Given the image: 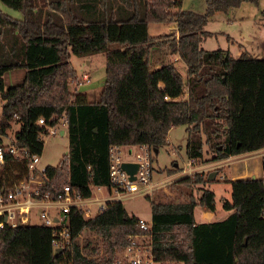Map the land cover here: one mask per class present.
<instances>
[{"label":"trees","instance_id":"trees-1","mask_svg":"<svg viewBox=\"0 0 264 264\" xmlns=\"http://www.w3.org/2000/svg\"><path fill=\"white\" fill-rule=\"evenodd\" d=\"M1 1L22 18L0 10V144L15 120L16 145L40 154L45 128L37 118L53 125L64 117L67 123L68 152L56 165H45L39 197L47 191L55 196L64 184L85 198L97 186L113 190L110 146L145 144L153 155L176 125L185 126L190 160H205L204 144L211 161L264 147V57L246 49L234 57L228 49L201 45L212 34L204 25L214 12L258 0H205L203 13L181 8V0H46L42 6L36 0ZM150 22H171L175 28L155 37L148 32ZM154 44H167L178 54L184 75L174 61L150 65ZM100 52L105 53V79L98 99L90 101L70 90L77 79L70 57ZM16 68L25 70L22 81L5 87L3 74ZM5 158L0 188L13 179V170H23L8 152ZM199 181L186 175L176 182ZM228 182L230 200L224 199L222 208L229 213L215 221L194 217L197 205L215 209L207 187L197 198L188 193L185 201H151L150 230H143L120 200L107 201L90 218L72 207L62 221L69 243L56 253L52 233L61 226H5L0 228V264H112L128 244L127 236L140 233L151 236L153 258L161 264H264V179ZM85 229L101 241L86 252L87 244L81 246L78 239Z\"/></svg>","mask_w":264,"mask_h":264},{"label":"rangeland","instance_id":"rangeland-1","mask_svg":"<svg viewBox=\"0 0 264 264\" xmlns=\"http://www.w3.org/2000/svg\"><path fill=\"white\" fill-rule=\"evenodd\" d=\"M45 2L46 0H36V5L42 6L45 5ZM181 8L191 9L195 12L203 13L205 11L206 4L205 0H181ZM0 10L14 18H22V14L18 10L8 7L3 4L1 0ZM173 30L174 24L171 22H150L148 24L149 34L155 37L160 35L168 36V34H170ZM204 30L212 33L204 38L201 43L205 49H228L234 57L238 56L241 50L246 49L255 57H264V0H258L257 3L244 1L239 6L230 8L227 11H216L208 18L206 24L204 25ZM173 56L177 55L170 52L167 44L163 46L154 44L151 47L148 59L150 65L159 64L160 61L163 60L174 61L175 65L184 75L185 67L181 65L182 63H180L178 59H174ZM87 59L90 60L89 63L86 62ZM70 62L77 73V79L69 85L70 90L79 93L86 92L91 100L98 99L99 95L96 93V90L99 86L101 89L105 79V53L100 52L87 56L72 54ZM83 74L87 75L88 80L82 79ZM23 75V68L6 71L3 74L5 87L20 83ZM80 80L81 83L77 84ZM3 102L4 101L0 97V118L1 106ZM60 126H62V124H60ZM18 129L19 123L15 120L11 121V128L7 130L8 135L2 137L1 139L2 145L9 143ZM186 137L187 132L184 125L173 126L168 131L166 143L159 147L158 151L152 155L153 171L151 183L154 184L153 190L148 194H126L119 199L129 214L142 216L143 218L149 220L151 214V201H185L188 193H192L195 198H197L203 187H207L208 189L214 191V199L217 207H220L222 200L230 197L229 186L224 180L226 175H220V168L216 166L213 161L208 160L211 156V152L207 150V146L205 144L203 145V149L205 151L203 158L205 160H190L187 158L185 151ZM237 137L240 141H242L241 138H244V135L238 133ZM126 149L125 145L120 147L123 161L132 158V155L126 154ZM67 152L68 139L66 134L62 136L58 134L47 135L43 140V148L40 153V164L56 165L61 157L67 154ZM247 157H250V159L246 161L248 166L250 164H257L258 162L260 163V160L263 159V157L259 154L253 156L249 155ZM189 162H191V169L187 171V168H189ZM239 162L241 165L245 164L243 160H240ZM173 168H177L178 170L173 171L170 175H168L166 173L168 169L173 170ZM263 170L264 167L263 169L260 167V170L257 173L261 174ZM213 171L216 172L215 179L209 180L211 182L207 181L206 183H202L204 179L208 180V174ZM250 171L254 172L255 168L251 167ZM186 175L195 177L197 175L200 179L202 178V181L194 182V184L189 186L181 185L176 182L179 178ZM113 195H117V193L113 191ZM90 208L92 210L90 217H92L97 213V211L94 205H91ZM49 209L50 215L56 213L52 207ZM202 209L203 208L200 205L195 206L194 213L196 218L199 217ZM40 210V207H33L31 209L29 224L42 223L39 216ZM78 239L81 246L87 244V247L83 248L85 252L93 245H101L100 237L87 229L82 231ZM149 244V236H145V238L141 240V247H149ZM122 251L123 248L116 252V258L121 257Z\"/></svg>","mask_w":264,"mask_h":264},{"label":"built area","instance_id":"built-area-1","mask_svg":"<svg viewBox=\"0 0 264 264\" xmlns=\"http://www.w3.org/2000/svg\"><path fill=\"white\" fill-rule=\"evenodd\" d=\"M83 80H88L86 74L82 75ZM81 81H79L80 84ZM17 118V116H14ZM36 123L44 127L45 130L39 135L41 140L47 135H63L66 130V120L60 118L55 124L48 125L43 117H38ZM62 124V126H60ZM122 145H111L109 148L110 165L109 180L113 191L117 195L112 196L114 200H119L126 194H148L153 190L152 178V151L147 145H126V154L132 155L131 159L126 161L137 164L133 173V178L121 167L122 155L120 147ZM5 152H8L14 160L23 163V170L16 169L12 171L13 179L0 188V228L5 226H16L29 224L30 212L33 207H40L41 225L48 227L61 226V229L53 231L52 246L53 249L64 248L69 243L67 227L62 223L65 214L75 207L82 210L85 217L91 216L90 206L95 204L96 211L105 208V200L95 197L85 198L80 194L73 192L69 185L64 184L52 196L50 192L43 193L40 197V186L43 182L45 165L40 164V154H28L25 148L19 147L14 141V137L5 149L0 144V169L6 163ZM258 154L263 157L264 147L260 148ZM191 169V162L188 163ZM264 179V170L260 175ZM110 201V200H109ZM52 207L56 213L50 215L49 208ZM138 223L143 230H150L151 220L138 217ZM149 236L150 246L142 248L141 240ZM151 236L144 233L130 234L127 236L128 244L123 247L121 257L115 258L112 264H156L151 249Z\"/></svg>","mask_w":264,"mask_h":264},{"label":"crops","instance_id":"crops-1","mask_svg":"<svg viewBox=\"0 0 264 264\" xmlns=\"http://www.w3.org/2000/svg\"><path fill=\"white\" fill-rule=\"evenodd\" d=\"M174 54L177 55V56H173L174 59H176V60L178 59L179 62L182 63L181 65H183V62L180 60L178 54H176V53H174ZM165 61H167V60H165ZM86 62L89 63L90 60L87 59ZM101 89H102V87H101ZM101 89H100V86L97 88L96 93L98 95L100 93L99 90L101 91ZM84 94L86 95L88 100L92 101L90 99L89 95L86 92H84ZM64 131H65V128H64ZM63 135H65V132H64ZM259 150L260 149H257V150H254V151H247V152L239 153V154H236V155L233 154V155H229V156H227L225 158H222L220 160L213 161V163H215V165L220 168V170H221L220 175H226V178L224 180H225V182H227V184L229 186V196H230L231 191H230V183L228 182V180H233V179L239 178V177L259 176V175H261V174H258L257 172L260 170V167H261V169H263V167H264V161L263 160H260V163L258 162L257 164H250L249 166H248V164H246V161L250 159V157H247V156H249V155H251V156L257 155ZM242 156H244V157H242ZM240 160H243V162H245V164L241 165L240 162H239ZM255 161H253V162H255ZM229 164H230V166H229ZM251 167L255 168L254 172L250 171ZM213 193H214V191H213ZM214 195H215V193H214ZM112 196H114L113 195V190L109 191V190H107L106 188H104L102 186H97V187H94V189H93L92 197H95V198H98V199H101V200H105V201H109V200H114L115 199ZM227 199L230 200V197L227 198ZM93 205L95 206V204H93ZM228 213H229V211L224 210L222 208V203H221L220 207H217L216 204H215V209L213 211H210V210H207V209L203 208L200 211L199 217L196 218L195 217V213H194V217H195V221L196 222H207V221H215V220L224 219L228 215ZM150 216H151V214H150ZM137 217L143 218L142 216H137ZM149 220H150V218H149ZM156 264H158V263H156Z\"/></svg>","mask_w":264,"mask_h":264},{"label":"water","instance_id":"water-1","mask_svg":"<svg viewBox=\"0 0 264 264\" xmlns=\"http://www.w3.org/2000/svg\"><path fill=\"white\" fill-rule=\"evenodd\" d=\"M156 152V149L154 150ZM137 164L134 162H128V161H123L121 163V167L130 175V178H133V173L136 169ZM216 172H210L207 176L208 180H213L215 178ZM254 177V176H252ZM59 250V248L55 249V253Z\"/></svg>","mask_w":264,"mask_h":264}]
</instances>
